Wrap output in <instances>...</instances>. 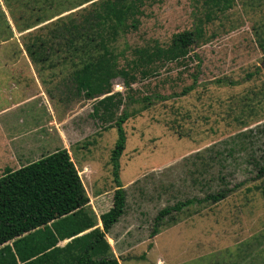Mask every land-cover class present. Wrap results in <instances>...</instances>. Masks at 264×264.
Listing matches in <instances>:
<instances>
[{
  "label": "rangeland",
  "instance_id": "rangeland-1",
  "mask_svg": "<svg viewBox=\"0 0 264 264\" xmlns=\"http://www.w3.org/2000/svg\"><path fill=\"white\" fill-rule=\"evenodd\" d=\"M41 1L43 10L54 9V0ZM113 1L90 0L29 32H19L0 0V68L38 70L36 78H25L41 82L42 95L27 104L41 106L30 110L36 125L42 122L44 128L39 126L37 133L43 136L41 131L48 130L49 143L56 147L63 140L68 144L89 197L86 210L97 219L80 234L95 229L101 213L111 206L115 121L126 109L131 115L123 124L126 141L118 171L126 207L114 227L104 233L111 257H118L122 264H264V177L256 179L254 163L264 150V51L257 41L258 34L264 38V0H234L229 9L211 0H149L140 23L125 30L109 20L105 8L111 4L105 2ZM94 7L102 12L99 22L108 20L98 28L107 44L100 47L96 38L87 45L81 37L60 48L52 34L70 18L88 26L84 38L90 36L89 24L98 20L90 11ZM20 11L22 18L28 15L24 7H18ZM69 12H73L69 19H59ZM205 21L209 23L198 30L203 39L195 40L184 59L164 64L155 60L154 75H140L145 72L137 64L141 51L163 53L173 36L183 31L192 32L196 39V24ZM31 37L51 43L46 62L30 60L25 42ZM104 52L114 56L108 61L112 68L106 73L108 83L97 73L106 68L100 56ZM256 69L257 74L247 77ZM85 70L92 85L109 86V91L87 98L81 78L75 77ZM195 77V88L178 95ZM218 79L237 83L218 84ZM32 89L23 84L9 88L14 99ZM157 94L164 98L156 99ZM104 97L112 104L106 109L107 103L98 101ZM143 98L153 103L146 105ZM221 189L229 190L226 198L216 203L203 200ZM188 199L199 201L166 215L152 236L158 211ZM50 258L18 260L17 264H51Z\"/></svg>",
  "mask_w": 264,
  "mask_h": 264
},
{
  "label": "trees",
  "instance_id": "trees-1",
  "mask_svg": "<svg viewBox=\"0 0 264 264\" xmlns=\"http://www.w3.org/2000/svg\"><path fill=\"white\" fill-rule=\"evenodd\" d=\"M40 1L4 0L19 31L36 26L55 15L79 7L90 0H54L52 7L54 9L51 10H43L42 1ZM45 1L47 2V0ZM148 1L136 0L135 3H129L128 1L116 0L105 2L106 4H111L105 10L109 13V20L114 21L116 28L121 30H125L128 27L135 28L140 23L139 16L144 12L143 6ZM68 2L70 5L67 4ZM210 2L217 3L223 6L224 9H229L232 7L234 0H211ZM100 3L98 4V8L101 7ZM30 5H33V7L29 8L28 6ZM34 5H38L39 7L36 8ZM18 7H24L27 10L28 15L25 18H22V11L18 12ZM90 11H93L94 16L96 14L98 20L89 24L91 32L90 36L86 38L84 37L88 26L74 22V18L69 19L73 12L59 17L62 20L65 18L69 19L67 24H61L59 30H56L52 34L54 42L57 41L60 48L64 44L70 45L81 37L86 41L84 43L87 45L96 38L99 39L98 44H100V47L107 44L105 42L106 38L102 36L103 33L98 28L104 21L108 20H103V22L101 21L102 23L99 22L102 12L97 7L90 9ZM220 11L224 10L220 9ZM129 20L130 22H128ZM204 23L209 22L205 21L196 24V39L192 36V32L183 31L173 36L171 46L164 49L163 53L158 51H141V57L137 64L138 67H144L145 72L138 71L140 75H146L144 77L154 75L152 73L154 69L151 66H154L155 60H159L164 64L172 60L184 59L189 47L195 40L198 39L199 41L203 39H199L203 32L198 30L204 29ZM113 34H115V31ZM119 34L121 33L119 32ZM257 41L260 50L264 51V38L261 39L260 34L257 36ZM50 45L51 43H47V39L31 37L25 42V50L36 63L46 62L48 58L47 50L50 48ZM100 56L104 57L105 62L102 65L106 68L97 71V73L102 74L105 82L108 83L109 77L106 73L112 69L111 66H108V61L111 62L114 56H107V52H104L103 56ZM193 57L199 59L197 54H193ZM197 67H199L198 64ZM117 71L121 73L123 69ZM257 71L258 69L250 75L248 73L247 77L257 74ZM80 73L76 74L75 77L78 80L81 78L82 87L87 91L85 95L87 98H92L96 94L109 91L108 84H106L108 87L92 85V82L88 78L90 73H87L86 70ZM134 77V73L129 76L127 87H129L130 81L134 80ZM196 81L195 77L194 82L185 87L178 95H183L194 89ZM223 81L218 79L216 83L230 86H234L237 83L232 79L228 82ZM107 97L111 98L110 96ZM107 97L98 100L100 104L103 102L107 103H105L104 109L112 105L111 101H107ZM154 97L156 99L164 98L159 94ZM143 99L146 100V105L153 103L150 98ZM129 115L131 113L123 109L115 121L117 139L111 154V162L114 167L113 180L115 182V189L112 194L111 206L100 215L101 229L95 227V229L88 233L80 234L86 231V229L93 227L96 222L94 216L90 215L86 210L89 197L84 189L78 170L65 148L43 155L37 160L22 165L15 170L8 169L0 175V245L18 237L12 245L0 248V264H17L18 260L32 262L35 258L42 256L51 257V262L55 264H66L68 262V264H119L115 257H111L112 251L104 237V233L108 232L111 226L125 212L126 191L119 180L118 171L119 157L126 141L123 124ZM261 152L260 160L254 162L257 165L256 179L264 177V150ZM228 194L229 190L221 189L215 193L206 195L203 200H211L216 203L226 198ZM193 201L199 200L188 199L183 202H177L172 206L161 208L155 217V227L152 230V236L158 232L157 225H159V222L166 215H169L173 211L179 212L183 206L191 204ZM21 235L23 236L19 237ZM64 239L70 240L63 246L58 245V242ZM55 254H60L62 258L53 257Z\"/></svg>",
  "mask_w": 264,
  "mask_h": 264
},
{
  "label": "crops",
  "instance_id": "crops-1",
  "mask_svg": "<svg viewBox=\"0 0 264 264\" xmlns=\"http://www.w3.org/2000/svg\"><path fill=\"white\" fill-rule=\"evenodd\" d=\"M4 5L6 6L5 3ZM9 15L11 16L10 12ZM6 23L11 30V25L9 24V22L7 21ZM34 27L35 26L23 31H19L17 27L16 29L19 32H29V30L33 29ZM30 60L32 59L30 58ZM37 74L38 70L35 69H16L9 67L0 68V101H3V104L0 105V173H5L8 169L15 170L22 165H26L32 161H35L41 156L51 153L57 149L65 148L69 153L67 147L68 144H66L64 140L63 144H61L59 147H56L55 144L53 145L49 143L50 133L47 132L48 130L41 131V133L44 134L43 136H40L37 133L38 129L44 128H41L42 122H39L40 125H36L33 120L32 111L30 110H32L31 107L40 108L41 106L38 104L35 106H27V104L33 103L39 96L42 95L43 92L40 89L41 82L38 79H25L26 77L36 78ZM19 77H22L23 80L17 79ZM20 84H23L25 86L31 85L34 86L35 89H32L30 93L18 96L14 99L12 96V91H10L9 88H17V86ZM23 106H27V108H21ZM29 111L31 115L28 113ZM52 141V143H55V141H57L54 135L52 137ZM49 146H52L54 149L52 151L46 150V152L49 151L48 153L39 151L42 149L45 150ZM90 215L92 214L90 213ZM94 220L96 221L97 219L94 218ZM117 222L118 221H116V223ZM98 223L102 228L100 217L99 222H97V227L99 228ZM116 223H114V225ZM114 225L109 229V231L114 227ZM65 240L66 242H68L70 239H64L62 241ZM53 257H58V259L62 258L60 254H55ZM115 258L117 259L119 264H122L121 259H119L118 257ZM51 264L55 263L51 262Z\"/></svg>",
  "mask_w": 264,
  "mask_h": 264
}]
</instances>
